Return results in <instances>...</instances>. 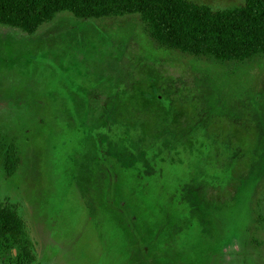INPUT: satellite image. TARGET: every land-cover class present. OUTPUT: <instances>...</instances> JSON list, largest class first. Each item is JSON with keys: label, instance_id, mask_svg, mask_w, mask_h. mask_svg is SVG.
Instances as JSON below:
<instances>
[{"label": "rangeland", "instance_id": "obj_1", "mask_svg": "<svg viewBox=\"0 0 264 264\" xmlns=\"http://www.w3.org/2000/svg\"><path fill=\"white\" fill-rule=\"evenodd\" d=\"M0 202L31 242L4 264H264V52L184 53L137 15L0 25Z\"/></svg>", "mask_w": 264, "mask_h": 264}, {"label": "trees", "instance_id": "obj_2", "mask_svg": "<svg viewBox=\"0 0 264 264\" xmlns=\"http://www.w3.org/2000/svg\"><path fill=\"white\" fill-rule=\"evenodd\" d=\"M62 13L82 20L137 15L155 42L197 56L241 60L264 52V0L217 12L187 0H0V25L29 35ZM3 158L13 176L20 162L13 144ZM30 247L24 223L0 202V264L14 250L28 256Z\"/></svg>", "mask_w": 264, "mask_h": 264}]
</instances>
